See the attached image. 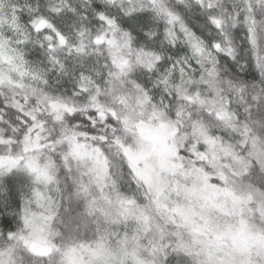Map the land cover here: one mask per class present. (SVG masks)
Instances as JSON below:
<instances>
[{
  "label": "trees",
  "instance_id": "trees-1",
  "mask_svg": "<svg viewBox=\"0 0 264 264\" xmlns=\"http://www.w3.org/2000/svg\"><path fill=\"white\" fill-rule=\"evenodd\" d=\"M64 1L28 0L12 14L9 45L43 86L0 81V160L31 158L56 190L50 233L33 249L19 224L33 176L0 171V264H72V252L127 240L151 264H208L126 148L138 124L166 123L176 154L210 180L207 153L238 157V180L264 193V0ZM183 30L209 52L192 53ZM246 221L264 237V218Z\"/></svg>",
  "mask_w": 264,
  "mask_h": 264
},
{
  "label": "rangeland",
  "instance_id": "rangeland-1",
  "mask_svg": "<svg viewBox=\"0 0 264 264\" xmlns=\"http://www.w3.org/2000/svg\"><path fill=\"white\" fill-rule=\"evenodd\" d=\"M30 6L28 0H0V81L37 88L43 86L37 69L12 50L8 39L13 33L10 23L14 10H26ZM31 22L38 29L41 18L34 17ZM182 34L192 53L204 56L209 52L191 34L184 30ZM178 74L182 75L181 70H175L169 82H180ZM82 79L88 81L90 76L83 74ZM213 104L211 101L210 105ZM166 126V123L137 125L135 143L126 148L132 167L161 196V201L165 202L163 208H166L169 217L186 228L194 242L201 247L206 263L264 264V237L246 221V216L253 214L264 218V193L238 180L245 170L246 160L232 157L221 161L217 155L207 153L203 158L209 159L215 173L213 176L216 177V180H210L207 172L176 154L172 140L174 133ZM194 130L200 131L199 127ZM252 146L251 156L262 159L259 148L255 144ZM76 154L97 161L93 152L84 148L77 147ZM18 166L26 168L33 176L32 187L23 195L25 206L19 224L23 233L30 238L32 248L37 249L50 233L49 218L56 185L45 168L29 157L0 160V171H9ZM99 173L103 171L100 169ZM5 242L6 237L0 226V245ZM144 258L146 256L140 255L138 248L129 240L112 248H99L97 245L72 252V264H151Z\"/></svg>",
  "mask_w": 264,
  "mask_h": 264
}]
</instances>
